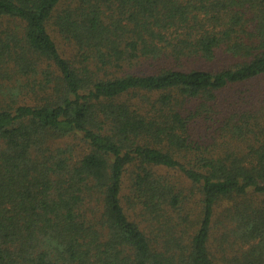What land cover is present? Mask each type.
<instances>
[{"label": "trees", "instance_id": "1", "mask_svg": "<svg viewBox=\"0 0 264 264\" xmlns=\"http://www.w3.org/2000/svg\"><path fill=\"white\" fill-rule=\"evenodd\" d=\"M0 264H264V0H0Z\"/></svg>", "mask_w": 264, "mask_h": 264}, {"label": "rangeland", "instance_id": "2", "mask_svg": "<svg viewBox=\"0 0 264 264\" xmlns=\"http://www.w3.org/2000/svg\"><path fill=\"white\" fill-rule=\"evenodd\" d=\"M56 40V42L58 43V39H55Z\"/></svg>", "mask_w": 264, "mask_h": 264}]
</instances>
